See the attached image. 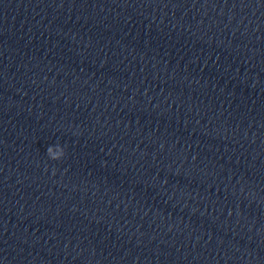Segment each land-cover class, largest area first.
Returning <instances> with one entry per match:
<instances>
[{"label":"clouds","instance_id":"9594fccd","mask_svg":"<svg viewBox=\"0 0 264 264\" xmlns=\"http://www.w3.org/2000/svg\"><path fill=\"white\" fill-rule=\"evenodd\" d=\"M48 157L52 160H62L65 156V149L60 145L49 146L46 150Z\"/></svg>","mask_w":264,"mask_h":264}]
</instances>
